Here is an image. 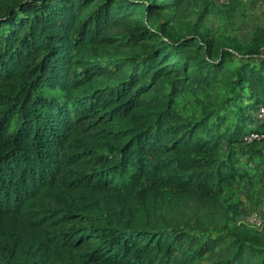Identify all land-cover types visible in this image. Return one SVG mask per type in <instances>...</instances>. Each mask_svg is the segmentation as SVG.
<instances>
[{
    "label": "trees",
    "instance_id": "16d2710c",
    "mask_svg": "<svg viewBox=\"0 0 264 264\" xmlns=\"http://www.w3.org/2000/svg\"><path fill=\"white\" fill-rule=\"evenodd\" d=\"M188 1L0 0V264H264L223 198L264 167V23Z\"/></svg>",
    "mask_w": 264,
    "mask_h": 264
},
{
    "label": "rangeland",
    "instance_id": "374dc122",
    "mask_svg": "<svg viewBox=\"0 0 264 264\" xmlns=\"http://www.w3.org/2000/svg\"><path fill=\"white\" fill-rule=\"evenodd\" d=\"M228 0H189L179 10L181 21L197 20L198 13L205 6L209 9L205 22L216 36L235 37L241 42L253 43L257 28L264 23V0H240V2L223 7ZM173 25V24H171ZM264 53V40L258 42ZM178 110L186 116L197 115L200 107L191 94L180 98ZM249 166L242 162V171L250 170L251 177L239 179L226 185L224 190L225 206L228 207L227 222L231 227L246 225L264 232V224L253 226L248 222L252 212H259L264 217V167L255 161Z\"/></svg>",
    "mask_w": 264,
    "mask_h": 264
},
{
    "label": "built area",
    "instance_id": "2783aa9c",
    "mask_svg": "<svg viewBox=\"0 0 264 264\" xmlns=\"http://www.w3.org/2000/svg\"><path fill=\"white\" fill-rule=\"evenodd\" d=\"M259 118L262 119L264 125V105L259 107ZM264 138V131L262 132H253L246 136L247 141H253L255 139ZM248 222L253 226H261L264 224V217L259 212H252L248 216Z\"/></svg>",
    "mask_w": 264,
    "mask_h": 264
}]
</instances>
